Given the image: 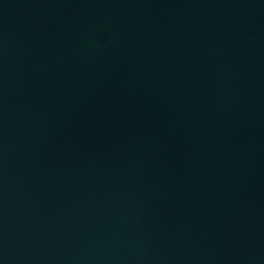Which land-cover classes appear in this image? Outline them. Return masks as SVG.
I'll return each instance as SVG.
<instances>
[{"label":"water","instance_id":"1","mask_svg":"<svg viewBox=\"0 0 264 264\" xmlns=\"http://www.w3.org/2000/svg\"><path fill=\"white\" fill-rule=\"evenodd\" d=\"M0 264H264V0H0Z\"/></svg>","mask_w":264,"mask_h":264}]
</instances>
